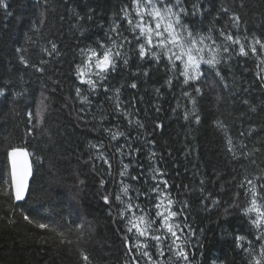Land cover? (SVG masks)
Listing matches in <instances>:
<instances>
[{
	"label": "trees",
	"instance_id": "1",
	"mask_svg": "<svg viewBox=\"0 0 264 264\" xmlns=\"http://www.w3.org/2000/svg\"><path fill=\"white\" fill-rule=\"evenodd\" d=\"M193 3L186 0L190 11ZM4 4L0 189L10 186L8 152L13 148L28 153L32 178L22 203L0 196V264H85L81 252L89 256L90 264H132L133 259L147 264L146 258L128 252L126 238L131 237L132 244L137 235L134 229L128 232L131 224L120 215L125 205L116 196L129 185L134 204L155 218L157 199L150 193L155 169L165 173L161 179L168 182L173 210L188 205L183 212L194 233L186 246L190 264H249L251 257L244 249L251 242L258 255L261 241L249 220L256 214L243 212L250 195L240 185L246 175L264 183V49L257 45V55L242 57L237 54L239 46L233 45L230 54L221 53L224 59L216 69L202 64L201 78L184 84L167 57L159 62L152 57L141 60L133 38L102 82L110 90L101 87L93 92L80 82L77 66H84L89 49L99 48L100 42L111 44L108 36H115L110 32L114 26L130 36L121 9L131 0H4ZM200 6L203 15L185 17V22L203 34L213 28L218 43L221 28L245 45L253 38L264 41V0H200ZM222 6L229 13L221 11ZM231 12L240 17L238 27L231 26ZM52 43L57 52L42 51H50ZM20 55L43 71L25 67ZM77 88L89 102L77 97ZM108 130L124 135L113 141ZM118 144L125 145L122 155ZM93 145L100 146L110 168ZM123 164L130 167L121 177ZM133 175L139 179L132 180ZM137 190L151 199L137 198ZM25 215L53 225L63 236L28 223ZM126 215L132 219L131 213ZM237 236L245 238L239 248ZM148 244L157 264L174 259L166 249L160 256L155 241Z\"/></svg>",
	"mask_w": 264,
	"mask_h": 264
},
{
	"label": "snow or ice",
	"instance_id": "2",
	"mask_svg": "<svg viewBox=\"0 0 264 264\" xmlns=\"http://www.w3.org/2000/svg\"><path fill=\"white\" fill-rule=\"evenodd\" d=\"M0 6L6 7L4 0H0ZM123 13V19L127 21L131 34L124 35L120 31V26L116 25L110 29L111 33H115V36L109 35L108 39L111 44L100 42L99 48L89 49L90 55L85 61L84 66H77V77L81 83L88 84L91 91L95 92L98 88L104 87L103 81L108 78L111 70L116 67V59L124 56V46L131 45L132 39L137 41V48L139 50V56L141 60L152 57L157 62L161 60V57H167L169 65L177 71L184 78V84H189L190 81H198L201 78V65L206 64L212 69H216L217 65L224 59L221 53L230 54L233 51V45L239 46L238 55L248 56L249 53L255 56L258 54L257 45L260 49H264V41L261 39L253 38L247 45L241 43L239 36H234L230 32L225 31L224 28L219 29L222 42H217L213 38V28H209L207 34H203L198 31L194 24L185 22V17L203 15L205 9L201 8L200 0H195V3L191 5V11L186 6V0H131L130 5H125L121 9ZM221 11L229 13L227 7L221 8ZM133 12L135 15H133ZM229 21L232 27H238L240 23V17L234 12L229 15ZM43 23V21H41ZM247 40V37H244ZM51 43V42H50ZM17 53H22L21 48L16 49ZM48 55L57 52L56 45L52 43L51 50L42 49ZM83 51V50H82ZM20 63L25 67H33L35 71L42 72L43 69L36 65L30 64L23 55L19 57ZM178 62V63H177ZM41 64L45 63L43 59ZM127 64V59L124 60ZM182 66V69H181ZM87 69L88 78L84 79L85 71ZM147 75V72H145ZM216 75L220 76V71H216ZM95 77V78H93ZM171 84V80L168 81ZM136 84L132 83L131 87L136 88ZM264 86V85H262ZM110 89L104 87V91L108 92ZM196 93L199 94L201 89L197 87ZM77 97L83 102H89L87 96L81 97V89L77 88ZM117 94L119 89H116ZM3 90H0V95H3ZM185 96H188L193 104L195 99L191 98L190 94L185 91ZM245 103H247L245 101ZM116 109L120 111V105H116ZM159 111V109H157ZM126 111V110H125ZM29 120H32V113H29ZM37 115L42 119V113L38 112ZM127 118V117H126ZM187 118V117H186ZM196 121L199 122V117H196ZM39 122V120H38ZM131 122V121H130ZM143 127V125H139ZM157 127H160L157 124ZM113 141H117L124 135L122 132H111L108 130ZM31 134V132H29ZM241 135H244L241 133ZM99 153L98 158L111 167V161L106 158L103 153L100 152V146L93 145ZM125 145H117V152L122 153V149ZM139 151V149H136ZM229 151H233L232 141L229 140ZM11 158V184L9 187L0 189V196L12 197L14 196L16 201H20L24 198L27 188V179L30 174V169L27 165V153L21 149L13 148L8 152ZM131 155V147L129 151ZM153 156L155 153L152 154ZM242 155H248L242 153ZM255 163V161H253ZM130 167L129 164H123V170L120 172L121 177L128 174L127 170ZM154 184L150 188V193L155 194L157 203L153 205L156 208L155 218H149L145 209L140 208L138 203L134 204V198L129 195L130 187L124 184L121 189V195H117V201L124 204L125 207L121 210V218L129 220L131 227L128 228V232H133L137 235L135 243H128L131 237L126 238V246L128 252L132 257L142 256L146 258L147 264H157L150 251L148 241H155L154 247L160 256L165 255V249L171 254L174 259L170 260V264H180L181 261L184 264H190L189 255L186 251L188 240L194 234L191 226L187 223L186 214L183 212V208L188 207L185 203L180 211L173 210V199L170 198V194L166 191L169 187L168 182L161 179L165 175L159 169L153 170ZM132 180H138V176H131ZM259 177L249 178L247 175L241 182V187L245 188V195H250V205L243 209L245 215L255 213V219L249 215L251 224L257 229V240L261 241L259 247V254H256L255 248L249 242V248H245L244 251L251 257L249 264H264V183H258ZM103 184V181H101ZM163 185V187H161ZM140 195H144L147 199H151L149 193H140L137 190V198ZM124 197H127L125 201ZM207 198V197H206ZM104 202L109 203V198L104 197ZM213 203L218 201L213 200ZM137 211L143 213L137 215ZM126 213L132 214V219L126 215ZM185 216V219L181 221L179 217ZM24 219L30 224H35L40 229H47L56 232L58 235L63 236V233L53 225L47 223H36L29 216L25 215ZM159 225L156 227L155 225ZM139 238H144L143 240ZM243 236H237V247H241L240 241L244 240ZM133 248L136 249L133 252ZM81 258L85 264H90V258L85 252H81ZM132 264H140L138 259H133Z\"/></svg>",
	"mask_w": 264,
	"mask_h": 264
},
{
	"label": "water",
	"instance_id": "3",
	"mask_svg": "<svg viewBox=\"0 0 264 264\" xmlns=\"http://www.w3.org/2000/svg\"><path fill=\"white\" fill-rule=\"evenodd\" d=\"M24 152H26V151H24ZM26 160H27V165H28V167L30 169V174H29L28 179H27V188H26V191H25L24 198L22 200L16 201L15 198H14L16 203H22L25 200V197H26L27 191H28V187H29V183H30L31 178H32V167H31V161H30V157H29L28 153H27ZM8 164H9V175H10V184H11V158L9 157V155H8Z\"/></svg>",
	"mask_w": 264,
	"mask_h": 264
},
{
	"label": "rangeland",
	"instance_id": "4",
	"mask_svg": "<svg viewBox=\"0 0 264 264\" xmlns=\"http://www.w3.org/2000/svg\"><path fill=\"white\" fill-rule=\"evenodd\" d=\"M89 55H90V53L87 55V58H88ZM84 71H85V73H86L85 76H88V75H87V69H86V68H85Z\"/></svg>",
	"mask_w": 264,
	"mask_h": 264
}]
</instances>
